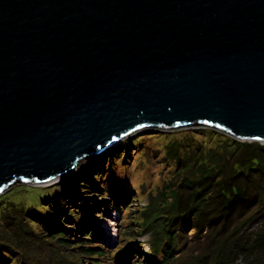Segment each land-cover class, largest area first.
<instances>
[{"label": "water", "instance_id": "obj_1", "mask_svg": "<svg viewBox=\"0 0 264 264\" xmlns=\"http://www.w3.org/2000/svg\"><path fill=\"white\" fill-rule=\"evenodd\" d=\"M146 127L264 143V0H0V192Z\"/></svg>", "mask_w": 264, "mask_h": 264}, {"label": "rangeland", "instance_id": "obj_2", "mask_svg": "<svg viewBox=\"0 0 264 264\" xmlns=\"http://www.w3.org/2000/svg\"><path fill=\"white\" fill-rule=\"evenodd\" d=\"M191 128L140 129L116 142L100 155L80 159L75 169L66 176L51 178L49 182L46 180L42 182L44 184L34 186L17 183L0 192V233L4 234V239H9V249L17 250L24 259L27 255L30 264H92L103 260L102 256L90 258L89 253L92 250L84 248V245L89 248L90 244L98 247L95 250L97 252L105 254L107 252L104 250H109V255H106L108 258L102 264H119L118 260L126 264L129 262L147 264L143 263L146 260L144 254L135 256L128 253L126 261L125 257L118 258L119 254H124L132 245L134 247L138 245L146 255L153 252L150 247L151 231L133 230L137 227L136 218L138 216L147 218L153 214L151 211L157 210L158 203L165 205L171 202L173 200L169 196L171 189L180 194V215H183L182 211L191 205L190 196L197 187L200 193L206 194L204 208L197 214L194 212L184 214L183 222L177 223L176 226L168 222L164 224L166 235L158 242L162 253L154 255V261L148 264H163L164 261L166 264L195 262L203 264L204 258H208L207 264H247L240 256L243 246L260 251L251 252L252 257L264 255V236L260 233L264 229V196L255 197L256 190H264V186L255 184L256 175L249 173L250 180L244 184L238 177L239 173H236L241 167L234 165V160L220 168L219 158H228L230 155L244 157L247 152H242L244 149L242 146L233 149L236 140L231 141L226 135L205 127ZM258 143L260 145H256L257 148L264 151V143ZM190 147L197 149L190 150ZM175 157L178 161H175ZM260 158L264 162V156L260 154ZM201 159L204 160V165L197 167L196 163ZM190 160L193 162L188 168L185 163ZM178 168L189 175L188 180L180 176L172 177V173ZM91 177L97 185L102 186L104 192L106 179H112V186L117 184L121 189L122 193L118 192V195L122 199V204L113 207L112 203L115 201L112 192L105 195L104 192L100 193L93 185L95 183L91 184ZM231 178L238 179L240 183L241 188L238 187L237 195L231 192L233 191L229 183ZM81 180L89 183L88 187L78 189L77 185ZM92 190L95 194L91 193ZM48 192L50 196L58 195L59 201L55 209L60 207L58 212L53 214H56L58 221H47L49 230L63 232L67 238L73 239L69 245L60 246L59 242L45 236L40 240V225L33 220H38V213L45 214L36 207L39 195ZM249 197H252L255 203L252 204ZM49 204L53 206L55 202L50 201ZM30 208H35L36 213L34 212L32 217L30 214L26 217L31 219L34 225L29 226L26 222L23 225H14L9 222L12 220L10 219L12 213H26ZM72 209L76 212L70 211ZM52 210L53 207L50 206L48 212ZM168 213L169 207L163 216ZM67 214L73 220L84 221L81 225L84 227L82 232H71L76 227H72V222L64 217H67ZM210 216L212 222L208 221ZM108 222L115 223L114 228L110 227V232L117 233V240L113 237L116 247L130 240L122 244L124 250L121 252L115 253L114 245L105 244L108 240L102 227ZM98 224L101 225L100 228L97 227ZM22 226H25L26 230H22ZM89 228L95 233L92 234ZM15 230H18V233L13 236ZM229 231L234 233L228 235ZM123 234L130 235L123 239ZM171 234L176 235L171 237ZM215 236L227 241L228 247L222 251L218 249L220 258L214 254L220 241L214 238ZM81 237L85 238L79 242L74 241ZM170 241L175 243L178 249L170 256L164 257L163 249ZM161 257L164 260L160 263Z\"/></svg>", "mask_w": 264, "mask_h": 264}, {"label": "trees", "instance_id": "obj_3", "mask_svg": "<svg viewBox=\"0 0 264 264\" xmlns=\"http://www.w3.org/2000/svg\"><path fill=\"white\" fill-rule=\"evenodd\" d=\"M192 129V128H189ZM205 129H210L212 131H215L217 133L226 135L222 132H219L215 129H211V128H205ZM227 136V135H226ZM229 139H231V141H233V138H230L229 136H227ZM235 141V140H234ZM235 146L233 147V149H235L236 147L242 146L244 147V149L242 150V152H247L246 155L243 156H239V155H235V157H231V155L227 158H219L220 161V168H223L224 166L228 165L231 160L233 161L234 165H239L241 167V170L236 171V173L238 174V177L241 178V180H243L242 182L244 184H247L248 181L250 180V177L248 176L249 174H255V184H257L258 186H264V162L261 160L260 158V154L264 156V151H262L260 148H257L256 145H260L258 142H241V141H235ZM228 143H226L227 145ZM264 145V144H263ZM250 146V147H247ZM246 147V148H245ZM263 147V146H260ZM196 147H190V150H196ZM202 157V155H201ZM197 158V157H196ZM196 158L194 159V161L196 160ZM175 161H178V158L175 157ZM193 162V160H190V162H186L185 164L187 165V167H190V164ZM202 165H204V160L201 159L199 162L196 163L197 167H201ZM90 172V170H89ZM183 177L184 179L188 180L189 179V175L186 174L185 172L182 171L181 168H178L174 171V173H172V177ZM90 182L91 184L94 181V178L91 177ZM101 183V181H100ZM230 185L232 186L233 191H231L232 193H234V195H237L238 192V187H240V183L238 181V179L235 178H231L229 181ZM89 183L85 182V181H80L78 186V189H80L81 187H88ZM102 184V183H101ZM99 191L100 193H103L104 190H102V186L97 185L96 183L93 184ZM105 186H106V191L104 192L103 195L108 194L109 192H112L113 196H114V203H112L114 206L117 204H122V199L121 197L118 195V192H121V189L117 187V184H114L112 186V179L108 180L106 179L105 182ZM94 187V188H95ZM241 188V187H240ZM104 189V186H103ZM125 191V190H122ZM194 193L191 194L190 196V201H191V205H188L187 208H185L182 211L183 215H180V205H181V200H180V194H176V191L171 189L169 190V194H167L166 197L171 196L172 197V201L169 203H166L165 205H160L159 203L157 204V210H153L151 211V214L149 217L147 218H143L142 216H138L136 219L137 222V227L133 228L137 229L141 232H147V231H151V248L153 252H150L151 254L147 257V259L143 262V263H151L153 260L154 255L157 256L158 253H162L161 252V247L159 246L158 242L161 238H163L166 235L165 229H164V224H166L167 222L170 223L172 226H176L177 223H182L183 222V216L186 213H190V212H194V214L199 213L205 205L206 202V194L205 193H200L199 190L197 189V187L194 188ZM92 194H95V191L92 190L91 191ZM256 195L255 197H260V196H264V190H256ZM123 195V194H122ZM165 196V195H164ZM164 198V197H162ZM250 201L253 203H255V200L252 197H249ZM256 199V198H255ZM53 201L55 202V205H50L49 202ZM57 201H59L58 195H49V192L47 194H43V195H39L38 197V206L36 207V209H38L39 211L44 212L45 214H40L38 213V220H33L38 222V224L40 225V232L41 233V238L40 240H42V237H48L49 239H53L57 242H59L60 246H65V245H69L70 243H72L73 239L67 238L65 236V234L63 232H53L49 230V222H57L58 218L53 215L54 213L58 212V210L60 209V207H56L55 206L57 204ZM251 204V205H252ZM51 207H53V210L48 212V209ZM124 207V206H123ZM169 207L170 208V213H168L166 216H163V213L165 212L166 208ZM228 209V206L226 207V210ZM70 211H74L76 212L75 209H72ZM36 213L35 208H30L26 213H12V217L10 219L9 222L13 223L14 225L18 224V225H23L25 222L29 224V226L34 225V223L32 222L31 219H29L28 217H26V215L30 214L31 217L33 216V213ZM64 216V215H63ZM66 219L70 220L73 224L72 227H76L75 230L72 229V233H76V232H82L84 227H81L82 223H84V221H82V219L80 220H73L71 219L68 214L67 217L64 216ZM135 218V216L133 217ZM9 220V219H8ZM7 220V221H8ZM197 221V220H196ZM208 221L212 222L213 219L211 218V216L208 218ZM80 225V227H78ZM38 228V227H37ZM43 228V229H42ZM22 230H26L25 226H22L21 228ZM92 230V229H91ZM123 232V230H122ZM18 233V230H15L12 235L16 236ZM234 233V231H229L227 232L228 235H232ZM236 233V232H235ZM263 236H264V229L262 232H260ZM124 237L123 239L126 238V236L130 235V234H123ZM176 234H171V237L175 236ZM240 236V235H239ZM5 236L4 234L0 233V264H30V260L28 258V256L26 255V258L24 259V256H20L17 252V250L12 251L9 249V239H4ZM82 238L85 237H81L78 238V240H74L75 242H79L81 241ZM214 238L219 239V244L216 246L214 254L216 257L220 258V251H222L223 249H225L227 246V241L223 240L220 236H215ZM213 238V239H214ZM77 239V238H76ZM130 240H126L124 243L128 242ZM124 243H121L120 245H118L113 252L118 253L121 252L123 249V245ZM123 244V245H122ZM89 248H87L86 245H84L85 249H90L92 250L89 254H90V258L96 257V256H102L103 260H100L98 262H94L92 264H102L106 262V259L108 258V256H106L107 254L109 255V250L105 249L104 252L107 253H102V252H97L95 250L98 249V247L96 245H88ZM140 247H134L133 245L131 247H129L128 251H126L124 253V255L119 254L118 258H123L125 257V261L128 258V253L129 254H134L135 256H137V254H139L141 251L139 249ZM178 249V247H176L175 243H171V241L169 242V244H167L165 246V248L163 249V256L167 257L170 256L174 251H176ZM220 251H219V250ZM251 252H260L257 251L256 249H250V248H246L245 246L242 247L240 253H241V257L242 260H244V262H246L247 264H254L252 262H256L257 264L259 263H263L264 264V255H259L257 257H252L250 255ZM164 260L163 257H161L160 259V263ZM27 261V262H26ZM141 261V260H138ZM203 264H207L208 258H204L203 260ZM119 264H126V263H122L121 260H118ZM35 264V263H34ZM129 264H142L140 262L138 263H130ZM163 264H166V261L163 262ZM195 264H200L199 262H195Z\"/></svg>", "mask_w": 264, "mask_h": 264}, {"label": "clouds", "instance_id": "obj_4", "mask_svg": "<svg viewBox=\"0 0 264 264\" xmlns=\"http://www.w3.org/2000/svg\"><path fill=\"white\" fill-rule=\"evenodd\" d=\"M156 128H158V127H156ZM159 129H162V128H159ZM130 136H131V135H130ZM43 182H44V181H43ZM48 182H49V180H48ZM17 183H19V184H20V183H26V184H22V185H28V184H31V185H33V186H34V185L44 184V183H42V182H38V183H36V182H20V181H18V182H15L13 185H15V184H17ZM45 183H46V182H45ZM13 185H12V186H13ZM12 186H11V187H12ZM9 188H10V187H9ZM9 188H7V189H9ZM7 189H6V190H7ZM1 192H2V191H1ZM112 205H113V204H112ZM113 207H114V205H113Z\"/></svg>", "mask_w": 264, "mask_h": 264}, {"label": "bare ground", "instance_id": "obj_5", "mask_svg": "<svg viewBox=\"0 0 264 264\" xmlns=\"http://www.w3.org/2000/svg\"><path fill=\"white\" fill-rule=\"evenodd\" d=\"M263 143V142H262ZM68 207V206H67ZM56 215V214H55ZM91 230V229H90ZM137 247V246H136ZM140 249V251H144L143 249H141V248H139Z\"/></svg>", "mask_w": 264, "mask_h": 264}]
</instances>
